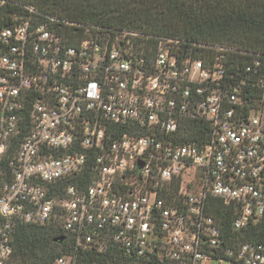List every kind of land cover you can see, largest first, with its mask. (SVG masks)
I'll return each instance as SVG.
<instances>
[{
  "label": "built area",
  "instance_id": "built-area-1",
  "mask_svg": "<svg viewBox=\"0 0 264 264\" xmlns=\"http://www.w3.org/2000/svg\"><path fill=\"white\" fill-rule=\"evenodd\" d=\"M21 8L0 33V264L19 224L64 237L50 264H264L242 239L264 225V53Z\"/></svg>",
  "mask_w": 264,
  "mask_h": 264
},
{
  "label": "trees",
  "instance_id": "trees-1",
  "mask_svg": "<svg viewBox=\"0 0 264 264\" xmlns=\"http://www.w3.org/2000/svg\"><path fill=\"white\" fill-rule=\"evenodd\" d=\"M27 4L74 22H106L188 42L264 53V0H0V33ZM88 181L87 171L82 182L86 185ZM210 206L229 235L233 209L219 199H211ZM56 239L50 228L19 224L12 239L14 263L50 264L71 251L67 242ZM242 239L264 242V225L259 234Z\"/></svg>",
  "mask_w": 264,
  "mask_h": 264
},
{
  "label": "water",
  "instance_id": "water-1",
  "mask_svg": "<svg viewBox=\"0 0 264 264\" xmlns=\"http://www.w3.org/2000/svg\"><path fill=\"white\" fill-rule=\"evenodd\" d=\"M56 242H63L64 241V237H59L55 240Z\"/></svg>",
  "mask_w": 264,
  "mask_h": 264
}]
</instances>
